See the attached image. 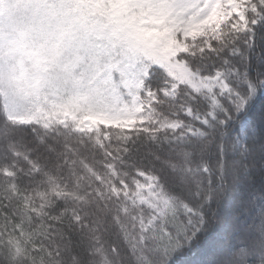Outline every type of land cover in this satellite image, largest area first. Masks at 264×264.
I'll use <instances>...</instances> for the list:
<instances>
[{"label":"snow or ice","instance_id":"obj_1","mask_svg":"<svg viewBox=\"0 0 264 264\" xmlns=\"http://www.w3.org/2000/svg\"><path fill=\"white\" fill-rule=\"evenodd\" d=\"M0 264H264V0H0Z\"/></svg>","mask_w":264,"mask_h":264}]
</instances>
